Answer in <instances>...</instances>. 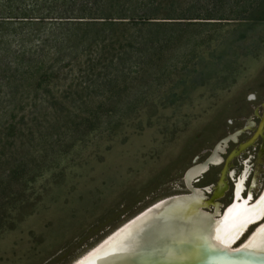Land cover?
Here are the masks:
<instances>
[{
  "label": "rangeland",
  "instance_id": "rangeland-1",
  "mask_svg": "<svg viewBox=\"0 0 264 264\" xmlns=\"http://www.w3.org/2000/svg\"><path fill=\"white\" fill-rule=\"evenodd\" d=\"M0 13L23 19L0 26V264L69 263L183 191L231 133L218 214L245 171L243 195L254 180L258 194L264 0H0Z\"/></svg>",
  "mask_w": 264,
  "mask_h": 264
},
{
  "label": "bare ground",
  "instance_id": "bare-ground-1",
  "mask_svg": "<svg viewBox=\"0 0 264 264\" xmlns=\"http://www.w3.org/2000/svg\"><path fill=\"white\" fill-rule=\"evenodd\" d=\"M231 136L234 137L233 133L219 139L210 150L202 153V157L196 158L187 166L183 171L186 174L181 175L184 176L187 189L163 196L146 205L67 264H132L130 261L136 260L135 257L140 252L159 253L160 247L169 251L173 241L172 245H176V241L180 245V251L172 252L170 257L150 261L144 258L147 254H142L143 258L139 257L138 260L141 259L145 264L176 263L184 260L187 250L196 258L205 255L206 260L209 259L207 254L212 258L225 252L228 253L227 257H264V184L255 196L254 180L250 194L243 195L242 185L248 173L245 171L235 181L231 202L220 207L218 214V200L225 195L228 188L225 186L234 174L222 154ZM260 159L259 157L258 160ZM212 169L217 170L214 183L198 186ZM207 195L210 197L206 198ZM208 202L214 208L208 206ZM214 209L218 215L214 214ZM140 237L151 245L147 246L143 243L144 240L137 241ZM187 245L188 248L184 249L183 246ZM111 253L115 256L108 255ZM245 253L248 255H242Z\"/></svg>",
  "mask_w": 264,
  "mask_h": 264
},
{
  "label": "water",
  "instance_id": "water-1",
  "mask_svg": "<svg viewBox=\"0 0 264 264\" xmlns=\"http://www.w3.org/2000/svg\"><path fill=\"white\" fill-rule=\"evenodd\" d=\"M194 160H195V158L192 160V162H194ZM185 174H186V172L183 173V175H185ZM182 180H184V176H181L180 177V181L181 182H182ZM183 182H184V186L185 187L183 185L182 186H183V190H185V189H187L186 181L184 180ZM139 231H141V230H139ZM138 240H140V242L144 240L143 243H146L147 246L148 245H151V243H148L147 240H145V239H141V237L139 239H137V241ZM192 240H194V239H192ZM159 243H160V241L157 242V244H159ZM173 243H174V241L170 244L171 249L169 251H167L165 247H160L161 249H160L159 253H154V252H151V251H148L147 253L140 252L135 257L136 260H132L130 262L132 264H145L141 259H140V261L138 260L139 257L140 258H143L142 254H147V255L144 256V258H146L147 260H150V261L153 260V259H156V258H158L160 260H163L164 257H167V256L170 257L171 256L170 254L172 252H176V251L179 252L180 251V249L178 248V247H180V245L177 244V241H176V245L175 244L172 245ZM188 246L189 245L183 246V247H185L184 249H186V248H188ZM187 251H186V257H184V260H182L180 262L177 261L176 263L175 262H171L169 264H228V263L229 264H264V257H258L256 259H253L254 257H252V258L251 257H248V259H243V258H236V257H229V256L228 257L227 256L224 257V256H221V255H217L216 257L210 258L211 256L209 254H207V256H208L207 258H209V259L206 260L205 259L206 258L205 255L204 256H201V257L199 256V258H196L195 256H192L191 254H189ZM165 253H167V254H165ZM129 254H131V253H129ZM108 255L109 256H115V255H113V253H111V255L110 254H108ZM104 257H102V258H104ZM99 258H101V257H99ZM229 260L231 262H227ZM245 261H246V263H245ZM126 264H128V263H126Z\"/></svg>",
  "mask_w": 264,
  "mask_h": 264
},
{
  "label": "trees",
  "instance_id": "trees-1",
  "mask_svg": "<svg viewBox=\"0 0 264 264\" xmlns=\"http://www.w3.org/2000/svg\"><path fill=\"white\" fill-rule=\"evenodd\" d=\"M104 14V13H102ZM19 17H14V16H3L1 13H0V26H8V25H14L16 22H23V21H18L20 20L21 18ZM67 19H70L71 17H65ZM11 19H15V21H11ZM23 20V19H21ZM15 22V23H14ZM26 22H30V21H26ZM93 23L95 22H77V21H69V20H66L65 22H63V26L65 27H74L75 28H79L80 26H85V27H89L91 25H94Z\"/></svg>",
  "mask_w": 264,
  "mask_h": 264
},
{
  "label": "snow or ice",
  "instance_id": "snow-or-ice-1",
  "mask_svg": "<svg viewBox=\"0 0 264 264\" xmlns=\"http://www.w3.org/2000/svg\"><path fill=\"white\" fill-rule=\"evenodd\" d=\"M220 255L227 256V255H228V253H226V252H225V253H220ZM242 255H248V254H246V253H245V254H242Z\"/></svg>",
  "mask_w": 264,
  "mask_h": 264
}]
</instances>
